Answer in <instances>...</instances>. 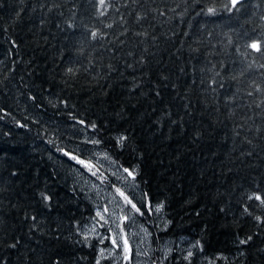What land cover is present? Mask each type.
<instances>
[{"label":"trees","instance_id":"obj_1","mask_svg":"<svg viewBox=\"0 0 264 264\" xmlns=\"http://www.w3.org/2000/svg\"><path fill=\"white\" fill-rule=\"evenodd\" d=\"M261 64L264 0H0V264H114L116 187L118 264H264Z\"/></svg>","mask_w":264,"mask_h":264},{"label":"rangeland","instance_id":"obj_2","mask_svg":"<svg viewBox=\"0 0 264 264\" xmlns=\"http://www.w3.org/2000/svg\"><path fill=\"white\" fill-rule=\"evenodd\" d=\"M99 155L102 156V154ZM90 163L93 165H99L98 167L100 172L107 177V173L100 166V163L97 162L98 164H96V162L94 161H91ZM120 174L124 177L125 180L132 182L131 184H135L133 183L132 178L128 177L127 173H125L123 170H121ZM117 189H119V191H117ZM121 192L124 191L119 187H116L113 190L109 188L99 190V193L101 197H103L104 202L102 208H99L98 212L100 213V216H103V220L105 221V225L107 228L106 230H100L99 226L97 225L98 223L94 224L96 229L100 230L102 234V240L108 241L110 243H107V245L102 246L101 253H104V255H108L110 258H112L111 260L114 264H118L119 262L123 263L124 260H127L132 255V251L129 246L131 243L130 238H135L137 245H139V250H141L143 254H145L146 252L145 247H142V245L139 244V241L136 238V234H138V232L133 231L134 227H129L127 231H122L119 227L120 223L122 225L123 222L128 219V217L120 210L119 207L120 205H123L122 203L126 202L124 197L120 195ZM104 209H107V211H104ZM114 239L116 241L115 244L113 243ZM125 240L127 241L126 245L124 243ZM146 246L150 247V244ZM134 263L148 264L146 258L144 256L137 255L136 252L132 257L131 264Z\"/></svg>","mask_w":264,"mask_h":264},{"label":"snow or ice","instance_id":"obj_3","mask_svg":"<svg viewBox=\"0 0 264 264\" xmlns=\"http://www.w3.org/2000/svg\"><path fill=\"white\" fill-rule=\"evenodd\" d=\"M99 3H100L101 6H104L105 3H106V0H99ZM132 3L133 4L138 3V0H132ZM238 3H240V0H231V6L232 7H235ZM208 11L211 13L214 10L213 9H209ZM100 15H104V12H100ZM140 18L141 17L138 15L137 16V21H139ZM66 23H67V26H68L69 29H72L75 26L71 21H66ZM111 26L112 25H107V27H111ZM125 31H127V29H125ZM98 35H99L98 31H91L90 32V36H91L92 39H96L98 37ZM136 35H142V33H136ZM248 47H251L252 49L256 50L257 52L261 51L259 43H256V42L248 45ZM260 67L264 68V64H261ZM68 71L71 72L72 69L70 68V69H68ZM253 84H255V81H253ZM221 87H223V85H221ZM255 91L257 93H259V92L264 91V90H262L260 88V86L257 84V85H255ZM247 95L248 96H252L253 93L251 91H249L247 93ZM262 103H264V101H262ZM259 106L260 105L257 104V107H259ZM79 123L83 124L84 122L83 121H79ZM92 127L95 128V125L93 124ZM125 139H126V137H120V138H118V141H117L118 144H122ZM85 142H89V141H85ZM90 142L93 143V144H99L100 143V141H98V140H91ZM65 155H69V153H65ZM71 159L76 160V162L79 163L80 165H83V166H86V167H91L90 165H86L84 160H80L76 156H71ZM123 171L125 173H127L128 177H131L132 180H135L136 179V176L134 175L135 169L129 170V168H124ZM93 175H95V172H93ZM117 191H119V189H117ZM40 195L43 198V200H45V201L49 200V197L45 193H40ZM120 195L124 197V199H125V201H126L127 204L131 205V209L135 210V212L140 213V208H138L137 205L132 202V200H130L127 196H125V194L123 192H121ZM251 198L252 197H250V199ZM255 199L261 200V196L260 195H256L255 196ZM262 203H264V200H262ZM162 207H163L162 205L157 206L155 208V211L156 212H160L161 209H162ZM104 211H107V209H104ZM140 214L143 215V213H140ZM97 215L100 216V213L97 212ZM100 218L103 219V216H101ZM33 219H35V217H33ZM257 219H259V217H257ZM244 242L245 241H241V243H244ZM113 243L114 244L116 243L115 239L113 240ZM124 243L126 245L127 244V241L125 240ZM196 243L199 244V241H197ZM14 246L15 245H13V247ZM188 255L191 256L192 255V252L189 251ZM186 259H187V257H186Z\"/></svg>","mask_w":264,"mask_h":264},{"label":"water","instance_id":"obj_4","mask_svg":"<svg viewBox=\"0 0 264 264\" xmlns=\"http://www.w3.org/2000/svg\"><path fill=\"white\" fill-rule=\"evenodd\" d=\"M241 1V0H240Z\"/></svg>","mask_w":264,"mask_h":264}]
</instances>
